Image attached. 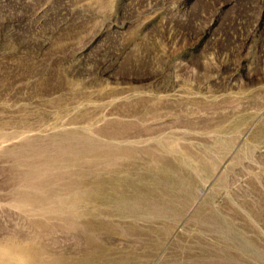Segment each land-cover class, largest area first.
I'll use <instances>...</instances> for the list:
<instances>
[{"label": "rangeland", "instance_id": "374dc122", "mask_svg": "<svg viewBox=\"0 0 264 264\" xmlns=\"http://www.w3.org/2000/svg\"><path fill=\"white\" fill-rule=\"evenodd\" d=\"M0 264H264V0H0Z\"/></svg>", "mask_w": 264, "mask_h": 264}]
</instances>
